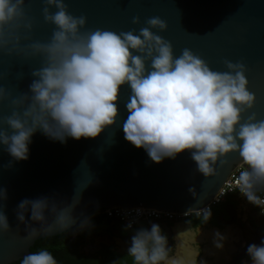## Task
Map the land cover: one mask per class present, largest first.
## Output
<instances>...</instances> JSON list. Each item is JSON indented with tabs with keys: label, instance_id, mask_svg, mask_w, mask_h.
Instances as JSON below:
<instances>
[{
	"label": "clouds",
	"instance_id": "obj_1",
	"mask_svg": "<svg viewBox=\"0 0 264 264\" xmlns=\"http://www.w3.org/2000/svg\"><path fill=\"white\" fill-rule=\"evenodd\" d=\"M43 3L45 23L55 26L46 43L30 42L26 35L33 22L25 0H0V55L30 54L41 64L31 73L29 92L13 96L0 87V108L7 103L11 109L10 115H0V145L14 161L28 160V145L37 131L62 144L67 138L99 137L116 124L118 96L128 85L126 141L143 148L156 164L189 151L205 178L216 175L218 161L238 153L244 165L236 181L239 191L249 203L264 208V119L257 120L253 113L242 123L256 101L248 91L243 62L224 60L227 71L219 72L187 48L174 58L172 44L152 31H167V23L159 17L148 18L138 34L135 30L82 32L86 16L71 15L64 0ZM140 22L139 17L132 20L136 25ZM7 167H12L11 162ZM189 191L195 197V189ZM6 200L7 192L0 188V234L11 231L3 211ZM75 205H60L46 197L25 199L18 206L17 219L27 226L29 236L56 229L91 230L90 217H74ZM29 210L39 229L26 221ZM210 216L206 209L204 219ZM131 227L129 223L125 230ZM170 252L159 224L139 228L130 238L128 256L133 264H188L184 257L170 259ZM246 254L250 264H264V239L249 244ZM21 264L57 261L49 251L39 250L24 256Z\"/></svg>",
	"mask_w": 264,
	"mask_h": 264
},
{
	"label": "water",
	"instance_id": "obj_2",
	"mask_svg": "<svg viewBox=\"0 0 264 264\" xmlns=\"http://www.w3.org/2000/svg\"><path fill=\"white\" fill-rule=\"evenodd\" d=\"M73 16L84 15V31L96 29L121 31L145 27L146 20L159 17L168 29L154 34L169 41L174 58L187 48L202 58L213 71L225 72L223 61L243 62L247 68L248 91L256 101L242 117V123L255 113L264 119V0H64ZM33 30L26 33L31 41L48 42L55 26L43 18V0H25ZM51 11L55 12L54 8ZM134 17L140 24L132 23ZM38 59L21 54L0 55V87L13 96L29 92ZM150 70V62L146 65ZM130 86L121 87L114 126L95 139L67 138L66 143L50 140L37 131L28 145L29 158L14 161L0 145V188L7 192L3 202L11 231L0 234V264H15L30 253L34 243L67 231H38L29 236L27 226L17 219L19 204L25 200L49 198L58 204H76L73 215L79 220L93 211L112 207L146 208L159 211L187 212L202 208L218 192L232 169L242 160L238 153L218 161L216 175L205 178L197 171L191 153L160 164L147 152L126 141L123 123L129 113ZM7 103L0 115H10ZM11 162L12 167L8 168ZM195 189V197L189 191ZM49 222L51 215L46 213ZM26 221L39 229L38 223ZM69 230V229H68ZM123 247L128 243L121 241Z\"/></svg>",
	"mask_w": 264,
	"mask_h": 264
},
{
	"label": "flooded vegetation",
	"instance_id": "obj_3",
	"mask_svg": "<svg viewBox=\"0 0 264 264\" xmlns=\"http://www.w3.org/2000/svg\"><path fill=\"white\" fill-rule=\"evenodd\" d=\"M245 203L246 205H249L248 208L252 207L256 214L254 205L249 203L245 197H242L235 193L226 196L221 204L214 207L210 211L211 216L208 220L204 219V215H192L191 217L186 218L182 221H198L199 224H203L202 226L212 224L220 229H225L227 226L238 227L239 231L241 232V234L239 235V242L241 243V246L238 247L237 251L232 255L230 261L225 264H241L245 258H248L246 254L248 245L252 243L260 244L261 240L264 239L263 217L257 216L258 218L254 219V221L256 222L255 224H258V226H255L254 224L252 225L251 223H249V221H247L248 229L240 226L241 214L242 212L246 211L242 210L240 206ZM89 214V216H86L91 218L93 227L91 228V230L77 231L76 234H74L70 238V243H75L77 240L81 241L83 239L84 247H96L95 250H91L90 255L83 254L85 257L90 258L92 264H104L107 262V260L110 262V264H113L114 261L117 262V264H133L132 258L128 256V249L124 250L121 244V241H127L121 236L118 223L123 227L125 226L115 219L105 220L103 218V213L99 210L93 211ZM151 222L158 221L152 220ZM163 223L166 225H170L174 222L165 221ZM133 228L127 230H132ZM117 238L120 239L118 242H116ZM127 243L129 244V242ZM168 246L171 249V252L169 254L172 258L174 257L171 256L173 255L174 250L171 247V241H168Z\"/></svg>",
	"mask_w": 264,
	"mask_h": 264
},
{
	"label": "crops",
	"instance_id": "obj_4",
	"mask_svg": "<svg viewBox=\"0 0 264 264\" xmlns=\"http://www.w3.org/2000/svg\"><path fill=\"white\" fill-rule=\"evenodd\" d=\"M163 225L169 231L166 232V236L168 241H171V246L174 250L173 256L176 258L184 257L186 259L187 256L193 255L192 262L188 264H221L225 260L231 259L235 253L233 242L237 243L241 234L239 228L236 226H227L225 229H220L212 224L202 226L203 224H199L198 221H179L170 225L163 223ZM178 234H181L183 238H180ZM220 237H223L225 241L220 239ZM125 239L130 244V238ZM119 240L117 238L116 242ZM178 241L179 249L177 248ZM184 243L189 249L185 250L186 248H183ZM217 243L222 244V247H216ZM123 249H128V247H123ZM183 252L184 254H182Z\"/></svg>",
	"mask_w": 264,
	"mask_h": 264
},
{
	"label": "built area",
	"instance_id": "obj_5",
	"mask_svg": "<svg viewBox=\"0 0 264 264\" xmlns=\"http://www.w3.org/2000/svg\"><path fill=\"white\" fill-rule=\"evenodd\" d=\"M244 168L243 162L235 166L232 171L230 172L229 176L223 182L222 186L215 194V196L211 199L209 203H207L202 208L187 211L182 213L177 212H170V211H159L154 209H146V208H120V207H112L102 211L108 218L115 219L118 222L122 223L125 228L127 224H131L133 228L139 221H159V222H179L186 218L191 217L192 215L195 216H202L204 215V211L206 209L212 210L214 207L218 206L222 203L226 196L231 194H238L244 197L240 191L239 187L237 186V178L239 176L240 171ZM262 197H264V193H261ZM255 209L258 213L264 217V208L255 206ZM130 228V229H131Z\"/></svg>",
	"mask_w": 264,
	"mask_h": 264
},
{
	"label": "trees",
	"instance_id": "obj_6",
	"mask_svg": "<svg viewBox=\"0 0 264 264\" xmlns=\"http://www.w3.org/2000/svg\"><path fill=\"white\" fill-rule=\"evenodd\" d=\"M103 218L105 220H111V218H108L105 214H103ZM77 231L76 228H72L55 237L39 239L30 249V253L39 250H47L56 259L57 264H92L90 258L85 257L78 251L77 245H79L80 240H77L75 244L70 243V238L76 234ZM21 261L22 260H18L15 264H21Z\"/></svg>",
	"mask_w": 264,
	"mask_h": 264
},
{
	"label": "rangeland",
	"instance_id": "obj_7",
	"mask_svg": "<svg viewBox=\"0 0 264 264\" xmlns=\"http://www.w3.org/2000/svg\"><path fill=\"white\" fill-rule=\"evenodd\" d=\"M249 205H246L243 204L240 206V208L242 210H246L245 212H242L241 214V220H240V226L243 227V228H247L248 229V224H247V221H249V223H251L252 225L254 224L255 226H258V224L256 225L254 219L255 218H258L257 216H261L258 211L256 210V214L254 212V209L252 207H249ZM262 217V216H261ZM264 218V217H263ZM152 221V220H151ZM151 221H139L137 223V225L132 229V230H125V227H123L121 224L118 223V227H119V232L121 234V236L123 238H131V236L135 233V231L139 228H149V226H151L152 223H150ZM156 224H159L160 225V228L162 230V233L164 235H166V232H169L167 229H166V226H164L161 222H157ZM264 227V226H263ZM251 229V228H250ZM244 233V232H243ZM225 241V239H223ZM239 243V244H238ZM75 244V243H74ZM177 248L179 249V241L177 242ZM78 247V251L84 255H90V252L91 250H95L96 247H88V246H85L84 247V244H83V239L79 242V245H77ZM241 246V243L238 241L237 243L236 242H233V249L235 250V252L237 251L238 247ZM172 247V246H171ZM173 248V247H172ZM92 254V253H91ZM173 256V255H171ZM169 257H170V254H169ZM172 258H176V257H172ZM171 259V257H170ZM228 261H230V259H227V261L225 260L223 263L221 264H225L227 263ZM250 264V259L249 257L248 258H245L241 264ZM105 264H110V262L107 260V262Z\"/></svg>",
	"mask_w": 264,
	"mask_h": 264
},
{
	"label": "bare ground",
	"instance_id": "obj_8",
	"mask_svg": "<svg viewBox=\"0 0 264 264\" xmlns=\"http://www.w3.org/2000/svg\"><path fill=\"white\" fill-rule=\"evenodd\" d=\"M179 235V237L180 238H183V236L181 235V234H178ZM184 240V239H183ZM183 248H186L185 250H187V249H189L188 248V246L184 243V245H183ZM184 250V251H185ZM183 251V250H182ZM185 253H187L186 251H185ZM182 254H184V252L182 253ZM186 256H187V254H185ZM227 257V256H226ZM186 260L188 261V263H191L192 262V260H193V255H189V256H187L186 257Z\"/></svg>",
	"mask_w": 264,
	"mask_h": 264
}]
</instances>
